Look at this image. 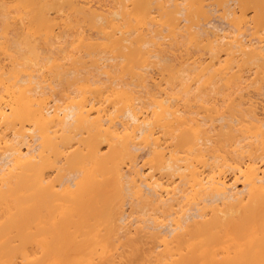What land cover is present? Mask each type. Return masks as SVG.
<instances>
[{"label": "bare ground", "instance_id": "6f19581e", "mask_svg": "<svg viewBox=\"0 0 264 264\" xmlns=\"http://www.w3.org/2000/svg\"><path fill=\"white\" fill-rule=\"evenodd\" d=\"M0 89V264H264V0H0Z\"/></svg>", "mask_w": 264, "mask_h": 264}, {"label": "rangeland", "instance_id": "374dc122", "mask_svg": "<svg viewBox=\"0 0 264 264\" xmlns=\"http://www.w3.org/2000/svg\"><path fill=\"white\" fill-rule=\"evenodd\" d=\"M66 10H67V9H66ZM66 10H65V12H67ZM68 10H69V9H68ZM7 12H8V11H7ZM13 12H14V11H13ZM13 12H11V13H13ZM19 12H20V11H16V12H14L15 14L13 13V15L10 13L9 16L12 17V18L14 17V15H15V16H17V15L19 16V15H20V14H18ZM20 13H21V12H20ZM2 55H3V53H2ZM0 90H1V89H0Z\"/></svg>", "mask_w": 264, "mask_h": 264}]
</instances>
